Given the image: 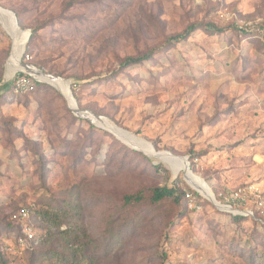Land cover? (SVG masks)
I'll use <instances>...</instances> for the list:
<instances>
[{
  "label": "rangeland",
  "instance_id": "obj_1",
  "mask_svg": "<svg viewBox=\"0 0 264 264\" xmlns=\"http://www.w3.org/2000/svg\"><path fill=\"white\" fill-rule=\"evenodd\" d=\"M0 6L18 14L22 31L38 27L20 61L69 80L80 109L157 151L186 157L217 200L221 192L264 188V39L237 24L259 25L264 0ZM195 23L214 27L167 47V37ZM11 48L0 22V82ZM150 49V59L120 67L124 57ZM22 73L5 82L10 87ZM37 82L20 96L0 88V264H264V213L251 198L241 200L238 213L216 207L183 170L173 173L74 115L57 88ZM173 185L192 192L199 208L150 201L154 187ZM139 190V203L122 204ZM23 206L32 207L35 239L20 250L16 228L7 224ZM107 229L113 233L105 237Z\"/></svg>",
  "mask_w": 264,
  "mask_h": 264
},
{
  "label": "bare ground",
  "instance_id": "obj_2",
  "mask_svg": "<svg viewBox=\"0 0 264 264\" xmlns=\"http://www.w3.org/2000/svg\"><path fill=\"white\" fill-rule=\"evenodd\" d=\"M4 16H5V11L0 9V22L2 24L5 23ZM5 27L7 28V31L10 37L12 38V48H11L10 56L6 63L5 81L9 80V76L14 74L16 71H20V72L24 71L27 73H31V75H33L37 79L45 81V83H48L51 86H54L55 88H57L61 92L60 94H62L65 97L68 104L71 105L72 101L69 96L68 84L66 80H64L61 77L45 76L41 73L36 72L35 69L33 68L25 67L20 61V55L22 53L23 44L27 37V31L18 30L13 25L12 22H10V24L7 26L5 25ZM90 118L93 119L92 116H90ZM93 120L95 123L99 124L103 128L111 131L115 135V137L117 136L116 137L117 139L119 138L122 139V141L126 145L137 148L141 151H144L148 155L163 162L164 164L168 166L169 169H171L173 173L176 174L180 170H183L188 182L193 186L195 190H197L205 198L210 199L211 194L213 195L211 187H209V185L205 183L204 180H202L200 177H198L195 174H190L188 171L185 170L184 162L180 157L175 156L173 154L156 152L157 150H155V148L154 150H152V147L147 142L143 141L140 137L134 136L133 134L117 129L116 126H114V124L111 123L110 121H106L104 119L100 121L95 120V119ZM216 205L218 207H221V209L223 210L232 211L234 213L239 212V210L237 211L235 209L221 206L219 204H216Z\"/></svg>",
  "mask_w": 264,
  "mask_h": 264
},
{
  "label": "trees",
  "instance_id": "obj_3",
  "mask_svg": "<svg viewBox=\"0 0 264 264\" xmlns=\"http://www.w3.org/2000/svg\"><path fill=\"white\" fill-rule=\"evenodd\" d=\"M15 14L17 16V18H16L17 19V23L20 25V20H18V14L16 12H15ZM202 26L205 29H210V27H212V28L214 27V26H212V24H200V23L190 24L185 29H183L182 31L167 37L165 44L167 45V47H171L175 43L187 39L192 31H194L195 29L200 28ZM37 29H38V27H36V26L32 29L31 34L29 36V40H28L29 42L32 40V38L34 36L37 35V33H36ZM155 50H156V48H155ZM153 52H154V49H150L146 53L126 56V57L123 58V60H121L120 67L130 66V65H133V64H136V63H140L143 60L150 59L152 54H153ZM26 76L28 78H30V80L32 81V88L27 90V91L15 92L14 91V83H10V87L8 86L9 83H5V86L3 84V85L0 86V88H2V87L6 88L7 87L6 90H8V92L10 93V96H20V95L32 92L36 88V86L39 85V82L33 80L28 75H26ZM5 91L0 92V96L3 95L5 93ZM90 126L92 128V125H90ZM184 194H185V192L182 190V188H180L178 186H175V185H173L171 187L160 186V187H154L152 189L149 199H150V201L152 203H157V202H159V201H161L163 199H171V201L174 202V203H179L180 200H183L184 206H185V208H187L186 207L187 199L185 198ZM142 199H143L142 198V192H141V190H139V191L124 195L121 198V201H122V204L124 206H126V205H133V204L139 203ZM20 208H22V207H20ZM23 208H27L28 211H29V215L23 220V222L27 226L31 227V231H32V234H33V241H34L35 235H34L33 229H32L33 224L30 221V214L32 212V207L23 206ZM17 210L18 209H16V211ZM34 212L37 213V215H43V217L48 214L47 212H42L41 213V211L38 212L37 210H34ZM233 219L234 220H239V218L237 216H234ZM10 223L11 224H7L8 228H10V229L16 228V232H17L16 236L20 235L21 234L20 231H21V224L22 223H20L18 221H15V220H12V219H11ZM112 233H113V230L109 229V234H108V229H107L105 231V237H108V235L110 236Z\"/></svg>",
  "mask_w": 264,
  "mask_h": 264
},
{
  "label": "built area",
  "instance_id": "obj_4",
  "mask_svg": "<svg viewBox=\"0 0 264 264\" xmlns=\"http://www.w3.org/2000/svg\"><path fill=\"white\" fill-rule=\"evenodd\" d=\"M259 25H256L252 22H238V27L244 30L256 31L258 34L264 39V18L259 20ZM27 74H17L14 78H12L11 83H14V91L15 92H23L27 91L32 88V81L30 78L26 76ZM33 79V78H32ZM34 80V79H33ZM185 198L187 199V207L190 209H197L198 200H196L195 195L190 191H184ZM215 198V196H214ZM218 199L215 198L219 203L223 206L240 210V204L242 203L241 200H246L247 198H251L255 208L264 213V188L262 190L254 189L242 191L233 190L228 192H221L218 195ZM29 215V211L27 208H20L16 212L12 213L10 218L12 220L18 221L21 224V234L15 237V242L17 244V248L22 250L27 248L33 242V234L31 231V227L24 224L23 220ZM10 251H15L14 247L9 248Z\"/></svg>",
  "mask_w": 264,
  "mask_h": 264
},
{
  "label": "water",
  "instance_id": "obj_5",
  "mask_svg": "<svg viewBox=\"0 0 264 264\" xmlns=\"http://www.w3.org/2000/svg\"><path fill=\"white\" fill-rule=\"evenodd\" d=\"M0 9H2V10L5 11V16H4V21H5V23H4V26H5V25L7 26V25L10 24V22H12L13 25H14L18 30L21 31V29H20V27H19V25H18V23H17V19H16V16H15L14 12H12L11 10H8V9H5V8H2L1 6H0ZM29 35H30V31L27 30V37H26V40H25V42H24V44H23V48H24V45H25L27 39L29 38ZM23 48H22V50H23ZM10 52H11V50H10ZM9 56H10V54H9ZM9 56H8V58H9ZM8 58H7V60H8ZM6 63H7V61H6ZM22 64H23L25 67H29V68H33V69H35L36 72L41 73V74H43V75H45V76H49V77H59V76H56V75H53V74L47 73V72H45V71H43V70H41V69H39V68H36V67H34L33 65H31V64H28V63H22ZM5 67H6V65H5ZM21 72H23V73H27V72H24V71H21ZM5 74H6V73H5ZM27 74H29V76L32 77L35 81H41V80L37 79L36 77H34L33 75H31V73H27ZM63 79H64V78H63ZM64 80L67 81V84H68V92H69L70 99H71V101H72V104H71V105L68 104V102L66 101V104H67L68 109L71 110V111L73 112L74 115L79 116V117H82V118H85V119L88 120L92 125H94V126H98V127H101V128H102V126H100L99 124L95 123L93 119H95V120H99V121H100V120H103V119L106 120V121H109V120H108L106 117H104V116L96 115V114L91 113V112L88 111V110L80 109V108L77 106V103H76L74 97H73L72 94H71V91H70V81L67 80V79H64ZM1 82H2V83H1ZM1 82H0V85H3V84H5V83H7V82H5V75H4V79H3ZM47 84H48V83H47ZM49 85H50V84H49ZM61 95H62V94H61ZM62 96H63V95H62ZM63 97H64V96H63ZM64 98H65V97H64ZM65 100H66V99H65ZM90 116H92L93 119H91ZM110 122H111V121H110ZM111 123H112V122H111ZM113 124H114V123H113ZM114 126H116V125L114 124ZM116 128H117V129H120V130H122V131H125V130L121 129V128L118 127V126H116ZM125 132L130 133V132H128V131H125ZM130 134H131V133H130ZM134 136H135V135H134ZM141 139H142L143 141L147 142V143L152 147V150H154V147H153V145H152L150 142H148L147 140H145V139H143V138H141ZM124 144H125V143H124ZM125 145H126V144H125ZM127 146H128V145H127ZM129 147H130V146H129ZM130 148L135 149V150H139V149L134 148V147H130ZM139 151H141V150H139ZM141 152H143V153H144L145 155H147V156H150V155H148L147 153H145L144 151H141ZM156 152H161V153L171 154V153L168 152V151H156ZM178 157H179V156H178ZM180 158H181V159L183 160V162H184L185 170L188 171L190 174H193V173L191 172L190 168H189V162L187 161V158H186V157H180ZM183 176H184V178H185V173L183 174ZM204 182H205V181H204ZM208 200H210V201H211L216 207H218L216 204H219V205L223 206L221 203H219V202L213 197L212 194H211V198L208 199ZM218 208L221 209V207H218Z\"/></svg>",
  "mask_w": 264,
  "mask_h": 264
},
{
  "label": "crops",
  "instance_id": "obj_6",
  "mask_svg": "<svg viewBox=\"0 0 264 264\" xmlns=\"http://www.w3.org/2000/svg\"><path fill=\"white\" fill-rule=\"evenodd\" d=\"M238 211V210H237Z\"/></svg>",
  "mask_w": 264,
  "mask_h": 264
}]
</instances>
